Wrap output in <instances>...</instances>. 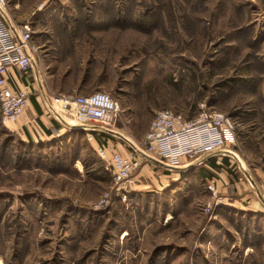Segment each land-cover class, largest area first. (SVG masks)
Segmentation results:
<instances>
[{
	"label": "rangeland",
	"instance_id": "rangeland-1",
	"mask_svg": "<svg viewBox=\"0 0 264 264\" xmlns=\"http://www.w3.org/2000/svg\"><path fill=\"white\" fill-rule=\"evenodd\" d=\"M7 3L40 47L30 101L51 100L72 138L53 146L16 130L27 117L0 122V264H264V214L221 194L205 212L194 159L180 172L142 160L126 191L110 168L115 150L143 148L157 112L193 120L201 107L236 122L244 165L226 157L239 171L264 165V0ZM95 91L119 104L107 133L79 126L68 99Z\"/></svg>",
	"mask_w": 264,
	"mask_h": 264
},
{
	"label": "built area",
	"instance_id": "built-area-1",
	"mask_svg": "<svg viewBox=\"0 0 264 264\" xmlns=\"http://www.w3.org/2000/svg\"><path fill=\"white\" fill-rule=\"evenodd\" d=\"M41 66L40 47L33 39L30 24L15 23L9 16L7 0H0L1 124L8 125L27 117L29 95L35 90L29 80L34 74L40 76ZM20 80L22 85L18 84ZM68 99L75 107L77 124L93 125L92 130L100 133L110 131L119 114L118 102L104 91ZM27 124L25 122L24 126ZM235 127L232 117L205 107H201L193 120H184L168 109L157 112L145 135L143 148H133L126 155L116 150L112 153L110 168L118 190L126 191L130 177L141 167L142 160L178 168L200 156L231 154V147L236 145ZM99 149L104 154L102 146ZM206 187L213 201L204 211L210 212L221 202L214 181L206 183ZM106 202L104 197L98 204Z\"/></svg>",
	"mask_w": 264,
	"mask_h": 264
},
{
	"label": "crops",
	"instance_id": "crops-1",
	"mask_svg": "<svg viewBox=\"0 0 264 264\" xmlns=\"http://www.w3.org/2000/svg\"><path fill=\"white\" fill-rule=\"evenodd\" d=\"M18 84L22 85L23 83H21L20 80ZM40 96H43V99L45 97L50 98L46 90L40 93ZM50 101L51 100H49L48 104L45 102L47 105L44 109L40 103L39 96L34 97L32 102L29 99L26 107L28 124L26 126H24V123L18 124L19 126H16V130L23 131L24 126L25 132H27L28 136L32 139H40L53 146L62 143L68 144L72 137L71 135L66 136L65 132L67 131L64 128L65 126L55 117L54 113L58 116L60 115ZM78 128L79 129H76V133H79V130L81 132L82 129L80 128L85 127ZM96 145L99 146L98 142H96ZM234 148V146L231 147V154L218 153L200 156L194 159V173L198 171L199 176L205 180L206 183L214 181L218 194L225 196V200L235 196L237 198L235 202L238 206L251 207L253 212L264 214V165L260 164L251 169L245 167L239 171L238 165H234V160L227 158L228 156H232L239 164V167L240 165H244V162ZM77 163L78 162H76V164ZM190 164L191 163H187V165L175 168L174 171L180 172L183 168H188ZM164 176L168 179H172V176H177V174L171 172L164 174ZM219 197L220 200L223 199L220 195Z\"/></svg>",
	"mask_w": 264,
	"mask_h": 264
}]
</instances>
